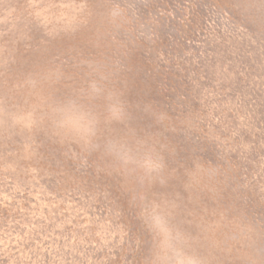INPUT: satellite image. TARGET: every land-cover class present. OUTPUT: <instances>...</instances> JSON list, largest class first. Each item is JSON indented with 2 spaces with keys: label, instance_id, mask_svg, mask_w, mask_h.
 <instances>
[{
  "label": "rangeland",
  "instance_id": "obj_1",
  "mask_svg": "<svg viewBox=\"0 0 264 264\" xmlns=\"http://www.w3.org/2000/svg\"><path fill=\"white\" fill-rule=\"evenodd\" d=\"M0 264H264V0H0Z\"/></svg>",
  "mask_w": 264,
  "mask_h": 264
},
{
  "label": "clouds",
  "instance_id": "obj_2",
  "mask_svg": "<svg viewBox=\"0 0 264 264\" xmlns=\"http://www.w3.org/2000/svg\"><path fill=\"white\" fill-rule=\"evenodd\" d=\"M98 123V117L95 114L84 112L80 117L79 132L85 140H90L95 135V128ZM160 167L155 171L159 173L163 170V162L159 160Z\"/></svg>",
  "mask_w": 264,
  "mask_h": 264
}]
</instances>
